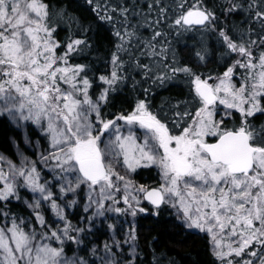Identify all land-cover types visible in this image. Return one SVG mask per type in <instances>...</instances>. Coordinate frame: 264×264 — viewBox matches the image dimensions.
Instances as JSON below:
<instances>
[{
  "label": "snow or ice",
  "instance_id": "6c2138e0",
  "mask_svg": "<svg viewBox=\"0 0 264 264\" xmlns=\"http://www.w3.org/2000/svg\"><path fill=\"white\" fill-rule=\"evenodd\" d=\"M0 122V264H264V0H0Z\"/></svg>",
  "mask_w": 264,
  "mask_h": 264
},
{
  "label": "trees",
  "instance_id": "16d2710c",
  "mask_svg": "<svg viewBox=\"0 0 264 264\" xmlns=\"http://www.w3.org/2000/svg\"><path fill=\"white\" fill-rule=\"evenodd\" d=\"M169 93L162 92L161 96H167ZM172 94H175L173 91ZM159 97L157 98V103ZM14 135L13 130L4 122H0V150L7 149L14 151L8 143L10 136ZM143 231L151 235H160V239L165 242L169 248L175 250L180 264H205L207 254L205 251V242L200 235L191 234L181 237L170 229V225L162 222L157 225L151 220L144 221Z\"/></svg>",
  "mask_w": 264,
  "mask_h": 264
}]
</instances>
